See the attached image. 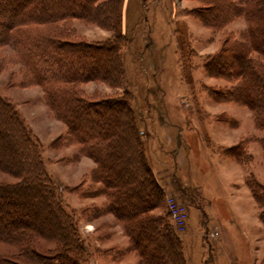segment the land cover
Returning a JSON list of instances; mask_svg holds the SVG:
<instances>
[{
  "label": "rangeland",
  "instance_id": "obj_1",
  "mask_svg": "<svg viewBox=\"0 0 264 264\" xmlns=\"http://www.w3.org/2000/svg\"><path fill=\"white\" fill-rule=\"evenodd\" d=\"M228 1L121 0L113 30L70 21L75 39L122 43V86L94 80L81 88L96 99L129 92L148 160L165 191L164 205L155 212L170 211L187 264H252L264 250V228L254 225L256 204L244 183L248 171L264 180V153L255 140L262 132L247 106L216 99V90L233 81L210 76L203 67L207 55L228 36L241 38L247 26L244 15L221 24L227 11L218 8ZM201 13L221 21L222 29L207 25ZM0 51V94L14 101L41 143L56 192L86 240L84 264H140L137 252L126 250L122 225L105 212V195L93 192L101 187L92 178L95 162L67 140L68 127L51 114L42 88L23 81L21 65L7 57L10 48ZM237 146L253 155L247 165L232 155ZM3 178L13 179L0 172Z\"/></svg>",
  "mask_w": 264,
  "mask_h": 264
},
{
  "label": "trees",
  "instance_id": "obj_2",
  "mask_svg": "<svg viewBox=\"0 0 264 264\" xmlns=\"http://www.w3.org/2000/svg\"><path fill=\"white\" fill-rule=\"evenodd\" d=\"M238 1L218 11H227L221 24L245 16L241 38L228 36L203 67L210 76L233 81L215 97L251 109L264 153V0ZM120 5L121 0H0V49L10 48L7 57L21 65L23 81L42 88L49 111L68 127L67 140L95 162L92 178L101 187L93 192L105 195V212L129 237L126 250L137 252L140 264H187L170 211L155 212L164 205L165 191L148 160L129 92L96 99L81 88L94 80L122 86V43L75 39L70 21L113 30ZM200 16L213 28L221 25ZM236 148L232 155L247 165L253 155ZM0 172L13 178L0 179V264H84L86 240L56 192L41 143L14 101L1 94ZM245 183L264 223V183L253 172Z\"/></svg>",
  "mask_w": 264,
  "mask_h": 264
},
{
  "label": "crops",
  "instance_id": "obj_3",
  "mask_svg": "<svg viewBox=\"0 0 264 264\" xmlns=\"http://www.w3.org/2000/svg\"><path fill=\"white\" fill-rule=\"evenodd\" d=\"M91 159V158H90ZM248 172H251V171H248ZM247 172V173H248ZM247 173H245V176H246V174ZM254 173V172H253ZM255 174V173H254ZM256 175V174H255ZM245 176H244V183H245ZM257 176V175H256ZM258 177V176H257ZM259 178V177H258ZM259 180H261L263 183H264V180H262L261 178H259ZM246 184V183H245ZM247 186V185H246ZM247 188H248V191L250 192V194H251V196H252V198H253V200H254V202H255V204H256V206H254V210L252 211V215L254 216V219H256V221L254 220V225H256L258 228L260 227V228H264V223L262 222V220L260 219V217H259V207H258V204H257V202H256V200L254 199V197H253V195H252V192H251V190H250V188L247 186ZM235 215H237V216H239V217H241V218H247V216L244 214V212H241V214L239 215V213L237 212ZM234 219H235V217H234ZM227 234V233H226ZM228 236V235H227ZM255 237V241H259V238L255 235L254 236ZM229 245H230V241H228L227 242ZM231 246V245H230ZM262 247H263V245H262ZM227 251H228V253L230 252V248L229 249H227ZM232 252H233V254H234V250L232 249ZM254 252H255V254L258 252V249L256 250H254ZM260 257L258 258V257H253L252 259V264H264V250H262L261 252H260ZM255 256V255H254Z\"/></svg>",
  "mask_w": 264,
  "mask_h": 264
}]
</instances>
